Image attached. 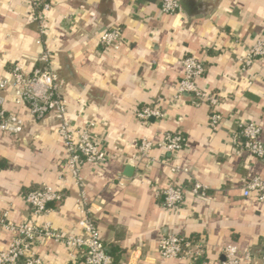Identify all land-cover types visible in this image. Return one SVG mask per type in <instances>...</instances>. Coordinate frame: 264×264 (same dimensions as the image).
Masks as SVG:
<instances>
[{"label":"crops","instance_id":"obj_1","mask_svg":"<svg viewBox=\"0 0 264 264\" xmlns=\"http://www.w3.org/2000/svg\"><path fill=\"white\" fill-rule=\"evenodd\" d=\"M179 1L182 10L167 14L162 0H51L40 24L25 0H0V79L15 65L26 71L42 66L38 56L44 48L51 51L70 125L93 124L94 138L109 155L102 164H84L82 175L113 264H192L161 257L159 241L172 234L203 237L202 264L224 261L227 245L250 250L251 264H264V201L243 195L250 178H264V156L245 149L240 131L241 123L257 124L264 144V59L245 70L239 61L264 37V0ZM42 25L44 45L37 42ZM113 27L122 33L119 50L99 42ZM187 56L206 64L198 84L219 99L223 120L216 130L209 124V104L194 105L189 94L175 97ZM0 94L4 107L24 120L19 135L0 132V218L16 225L48 221L79 235L78 190L58 121L54 114L32 117L12 90ZM148 104H158L165 116L139 120L137 109ZM168 132L183 135L182 150L154 149L155 162L138 158L143 138L160 141ZM173 165L180 169L173 172ZM195 180L207 187L204 197L187 189L182 205H164V188L189 187ZM44 185L60 191L63 200L34 216L25 195ZM13 238L0 226V252ZM36 251L48 264L72 262L62 243L42 241Z\"/></svg>","mask_w":264,"mask_h":264},{"label":"built area","instance_id":"obj_2","mask_svg":"<svg viewBox=\"0 0 264 264\" xmlns=\"http://www.w3.org/2000/svg\"><path fill=\"white\" fill-rule=\"evenodd\" d=\"M32 8L35 19L41 24L46 12L53 8L51 0H25ZM161 10L167 14H175L182 10L179 0H162ZM38 43L44 45L45 31L43 25L39 29ZM100 44L107 49L119 50L122 45V33L113 27L104 30L99 37ZM264 59V37L252 44L245 56L239 59L243 69L252 66L257 59ZM42 66L26 71L15 65L10 75L0 79V92L12 90L15 102L24 105L30 115L37 120H43L54 114L58 121V133L63 139L67 150V168L75 181L78 190L77 209L81 214L78 226L79 235L66 234L53 226L51 222L43 224L24 223L16 225L5 218H0V226L14 233L9 247L0 252V264H48L36 251V246L42 241H54L64 244L70 252V264H113L112 255L107 252L100 231L91 213L90 202L85 191V180L82 175L83 165L102 164L107 161L108 154L101 148L93 135V124L83 128H75L67 119V100L63 93L59 74L53 65L52 53L44 48L38 56ZM184 75L176 86V96L189 94L194 105L209 104L212 111L209 114V124L213 130L220 127L222 116L217 107L219 99L208 93L198 84V79L206 72V64L192 56L182 59ZM139 120L146 122L150 118H163L164 111L158 104H148L136 111ZM24 120L17 112H10L4 107V98L0 94V132L19 135L23 132ZM241 135L245 138V149L251 154L264 156V144L261 140L262 129L254 123H241ZM185 139L181 133L168 132L160 141L143 138L138 146V158L151 162L157 161L153 156L154 149L175 152L185 147ZM166 164L167 161L161 160ZM173 172L180 168L170 167ZM196 198L206 195L207 187L195 180L189 187L170 185L163 189L164 205L175 208L182 205L186 190ZM243 195H255L259 201H264V178H250L243 187ZM63 194L49 185L30 190L25 195V201L34 216L50 212L48 204L52 201H62ZM161 257L165 259L187 260L192 264L206 252L207 242L203 237H182L175 234L162 237L158 244ZM226 259L220 264H251L254 255L250 250L240 251L236 245L224 247Z\"/></svg>","mask_w":264,"mask_h":264},{"label":"trees","instance_id":"obj_3","mask_svg":"<svg viewBox=\"0 0 264 264\" xmlns=\"http://www.w3.org/2000/svg\"><path fill=\"white\" fill-rule=\"evenodd\" d=\"M194 238H199L198 236H194ZM108 252V251H107ZM110 255H112L110 252H108ZM113 256V255H112ZM205 255L199 257L193 264H202L205 261Z\"/></svg>","mask_w":264,"mask_h":264}]
</instances>
